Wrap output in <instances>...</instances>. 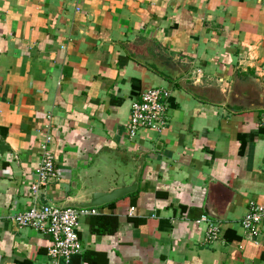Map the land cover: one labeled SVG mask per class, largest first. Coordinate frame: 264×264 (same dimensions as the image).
<instances>
[{"label":"crops","instance_id":"0c3cea01","mask_svg":"<svg viewBox=\"0 0 264 264\" xmlns=\"http://www.w3.org/2000/svg\"><path fill=\"white\" fill-rule=\"evenodd\" d=\"M151 87L171 92L168 127L132 140ZM263 126L264 0H0V264H54L51 235L9 216L138 171L81 217L73 264H264V225L241 226L264 203ZM47 134L60 178L35 199Z\"/></svg>","mask_w":264,"mask_h":264},{"label":"built area","instance_id":"2783aa9c","mask_svg":"<svg viewBox=\"0 0 264 264\" xmlns=\"http://www.w3.org/2000/svg\"><path fill=\"white\" fill-rule=\"evenodd\" d=\"M171 92L164 87H151L145 90L139 99L131 105V113L126 128L130 139L142 137L145 132L162 134L168 127L169 99ZM264 127V126H263ZM52 135L47 134L41 142L43 151L41 161L35 170L36 181L31 185L32 194L39 199L46 194L50 185L59 180L54 152L48 147ZM54 181V182H53ZM133 211V208L131 209ZM95 208L60 207L51 203L33 205L25 211L15 213L11 220L19 228H30L40 234L52 237L48 255L54 264L61 261L70 263L73 256L83 252L84 247L79 235L80 219L83 216L97 214ZM198 222H207L206 241L221 239V224L203 215ZM264 225V203L250 202L247 213L241 220V226L248 238L256 240Z\"/></svg>","mask_w":264,"mask_h":264},{"label":"water","instance_id":"95a60500","mask_svg":"<svg viewBox=\"0 0 264 264\" xmlns=\"http://www.w3.org/2000/svg\"><path fill=\"white\" fill-rule=\"evenodd\" d=\"M140 177V171L134 175V181L125 184L109 187L106 190H99L97 187L88 185L83 187V196H87L86 199L81 201H71L68 205H58L60 207H75V208H95L103 206L107 203L113 202L116 199H120L130 193L137 190L138 181ZM125 179V178H124ZM54 182V181H53Z\"/></svg>","mask_w":264,"mask_h":264},{"label":"trees","instance_id":"16d2710c","mask_svg":"<svg viewBox=\"0 0 264 264\" xmlns=\"http://www.w3.org/2000/svg\"><path fill=\"white\" fill-rule=\"evenodd\" d=\"M75 257V256H74ZM73 260V258L71 259V261H70V263L69 264H73L72 262H74V261H72Z\"/></svg>","mask_w":264,"mask_h":264}]
</instances>
